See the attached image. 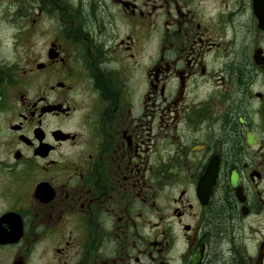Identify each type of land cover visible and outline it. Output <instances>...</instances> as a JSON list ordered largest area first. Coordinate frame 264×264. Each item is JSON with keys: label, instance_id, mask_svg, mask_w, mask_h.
Here are the masks:
<instances>
[{"label": "flooded vegetation", "instance_id": "1", "mask_svg": "<svg viewBox=\"0 0 264 264\" xmlns=\"http://www.w3.org/2000/svg\"><path fill=\"white\" fill-rule=\"evenodd\" d=\"M30 2L41 46L0 59V264H264L259 1Z\"/></svg>", "mask_w": 264, "mask_h": 264}, {"label": "rangeland", "instance_id": "2", "mask_svg": "<svg viewBox=\"0 0 264 264\" xmlns=\"http://www.w3.org/2000/svg\"><path fill=\"white\" fill-rule=\"evenodd\" d=\"M30 0H0V59L12 63L30 47L39 48L42 39L31 38L40 35L43 18L31 26L33 13Z\"/></svg>", "mask_w": 264, "mask_h": 264}, {"label": "water", "instance_id": "3", "mask_svg": "<svg viewBox=\"0 0 264 264\" xmlns=\"http://www.w3.org/2000/svg\"><path fill=\"white\" fill-rule=\"evenodd\" d=\"M259 1V8L261 10V12H264V0H258Z\"/></svg>", "mask_w": 264, "mask_h": 264}, {"label": "bare ground", "instance_id": "4", "mask_svg": "<svg viewBox=\"0 0 264 264\" xmlns=\"http://www.w3.org/2000/svg\"><path fill=\"white\" fill-rule=\"evenodd\" d=\"M240 149V148H239Z\"/></svg>", "mask_w": 264, "mask_h": 264}]
</instances>
